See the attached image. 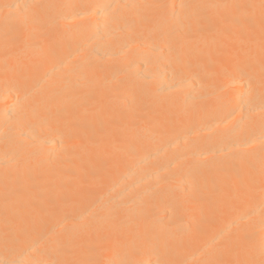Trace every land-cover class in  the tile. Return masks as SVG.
Returning <instances> with one entry per match:
<instances>
[{
	"label": "bare ground",
	"instance_id": "1",
	"mask_svg": "<svg viewBox=\"0 0 264 264\" xmlns=\"http://www.w3.org/2000/svg\"><path fill=\"white\" fill-rule=\"evenodd\" d=\"M0 264H264V0H0Z\"/></svg>",
	"mask_w": 264,
	"mask_h": 264
}]
</instances>
